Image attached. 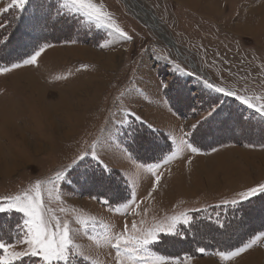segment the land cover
Instances as JSON below:
<instances>
[{"label":"rangeland","instance_id":"374dc122","mask_svg":"<svg viewBox=\"0 0 264 264\" xmlns=\"http://www.w3.org/2000/svg\"><path fill=\"white\" fill-rule=\"evenodd\" d=\"M11 2L0 0V9H8L0 11V68L21 67L0 73V197L42 181L49 215L70 221L74 230L73 252L82 255L70 257L71 264H119L122 256L104 239L106 226L115 235L127 223V234L138 235L133 221L150 227L185 212L193 217L192 230L181 225V235L160 234L150 247L154 255L169 252L175 256L164 257H179L180 264H244L248 253L264 252V193L240 208L246 200L223 203L264 182V117L203 82L264 98V0H94L132 37L126 42L111 40L82 17L57 15L62 0H28L23 9L9 8ZM45 43L51 47L37 64L24 65ZM72 91L66 120L57 102ZM181 139L200 151L185 149L165 163L169 145L176 151ZM85 152L74 168L65 167ZM153 164L161 166L149 172ZM57 171L66 179L53 187L48 181ZM131 192L138 206L116 212ZM93 197L108 198L113 208ZM79 219H87V227ZM19 224L22 214L0 213V238L14 243ZM253 239L231 260L217 254L216 247ZM200 247L206 251H196ZM16 264L42 261L25 257Z\"/></svg>","mask_w":264,"mask_h":264},{"label":"snow or ice","instance_id":"6c2138e0","mask_svg":"<svg viewBox=\"0 0 264 264\" xmlns=\"http://www.w3.org/2000/svg\"><path fill=\"white\" fill-rule=\"evenodd\" d=\"M28 3V0H12L9 8L15 7L23 9ZM8 9H0V11H7ZM66 10V11H64ZM57 15H75L76 17L84 18L89 24L94 25L97 29H106L107 36L114 41H130L132 37L112 18L111 13L104 10L103 5H98L94 0H62L57 8ZM0 27H3L0 24ZM51 45L45 43L35 48V50L23 60L24 65H36L38 58L45 52L46 48ZM21 67L18 63L11 64L10 67L0 68V73L10 72L12 69ZM86 67V65H82ZM204 84L213 91L221 93L228 97H235L241 104L246 105L248 108L254 109L262 117H264V98L255 96L250 97L246 95L237 94L236 91L226 89L224 87H218L207 80L203 81ZM162 87L167 88L168 85L162 84ZM256 101V102H253ZM219 105L211 107V110L207 113L209 117L213 116ZM136 120L142 118L132 113ZM193 128L196 125L192 126ZM185 137L192 135V133H185ZM190 149L191 152L196 153L200 151L187 139H181L177 143L176 151H172V145H169V152L171 155L163 158L166 163L168 160L175 157L178 152ZM213 152L217 151L216 148L212 149ZM96 159V154L91 153ZM88 152L80 155L76 159H73L71 165L65 166L66 168L72 167L84 160ZM161 165H150L148 171L151 172L154 168H159ZM105 170L110 171L108 166L104 165ZM162 173H158L154 176L153 189L161 180ZM66 179V175L63 171H57L48 183L56 187L60 181ZM42 181L37 180L30 190H25L16 195H9L0 197V213L7 214L14 212L22 214V224L17 226L16 239L13 242H6L3 238H0V250L3 254H0V264H16L17 261H22L25 257H39L42 264H71V259L74 254L82 255V253H74L73 250L77 247L74 243V230L70 221L59 218H54L49 215L50 209L46 206L43 191ZM152 191H149L148 195L151 197ZM264 193V182L258 183L256 186L247 187L245 190L237 193L238 198L232 200L223 201L224 204L237 205L240 201L247 200L249 197L255 196L257 193ZM49 197L52 196V189L48 190ZM99 199L101 203L113 208L112 202L108 198L93 197ZM121 201H126L119 204V207H115L114 210L119 212L121 208L125 210L130 209L133 206H138L135 199V193H129L128 197H121ZM63 211V209H61ZM193 217L188 213H180L179 215H173L165 217L162 222L153 224L150 227L144 226L145 221L142 219L139 221L140 227L137 226V222L133 221L131 228L133 232L139 233L138 235L127 234L129 232L128 225L125 223L124 231L115 235L110 234L107 226L105 227L104 239L107 240L111 246L116 250L118 256H122L119 260V264H124V259L131 261L132 264H166V261H171V264H180L179 257H164L160 255H154L150 251L151 246H155L159 240L160 234L168 235H181L179 227L181 225H190ZM53 220L55 222L53 223ZM87 219H79V223L87 227ZM219 223V220H217ZM264 236V233L260 234ZM11 239V238H10ZM114 241V243H112ZM255 243V239L248 243H244L239 247H235L232 250H220L218 256L222 260H231L232 258L240 256L246 252ZM16 245H24L21 250H15ZM12 249V251H9ZM196 251L204 253L206 249L204 247L197 248ZM87 259V257H83ZM191 259V257H187Z\"/></svg>","mask_w":264,"mask_h":264},{"label":"bare ground","instance_id":"6f19581e","mask_svg":"<svg viewBox=\"0 0 264 264\" xmlns=\"http://www.w3.org/2000/svg\"><path fill=\"white\" fill-rule=\"evenodd\" d=\"M135 1V0H134ZM133 2V1H132ZM135 4V3H134ZM133 8H135V9H137L139 12H144L145 14H144V19L147 21V23L148 24H150L154 29H156V30H160V28H159V25H158V23L156 22V20H154V18L151 16V14L149 13V12H147L146 10L145 11H142V10H139V6L137 5V6H133ZM161 36H162V38L168 43V44H171V40L167 37V35L165 34V33H162L161 34ZM173 46V45H172ZM73 98H75V92L74 91H72L71 93H69V95L68 96H66V97H60L59 98V100H58V102H57V104H58V106H61V107H63V108H65L66 109V111L68 112V109H67V107H65L67 104H68V102H69V100H71V99H73ZM73 112H68V113H66L65 115H66V117H64V118H66V120H68V118L69 117H71V114H72ZM8 122V121H7ZM176 182H178V180L176 181ZM180 183V182H179ZM186 189L187 188H181V191H186ZM190 190V189H189ZM188 191V190H187ZM263 251H258V256H252V257H250V255H245L244 257H246L245 258V260H243L244 261V264H260V262L261 261H264V256H262L261 255V253H262ZM264 253V252H263ZM243 257V258H244ZM242 258V259H243ZM264 264V263H263Z\"/></svg>","mask_w":264,"mask_h":264},{"label":"trees","instance_id":"16d2710c","mask_svg":"<svg viewBox=\"0 0 264 264\" xmlns=\"http://www.w3.org/2000/svg\"><path fill=\"white\" fill-rule=\"evenodd\" d=\"M141 125V124H140ZM157 159V158H156ZM150 161H154V159L153 160H149V161H147V162H150ZM252 201H254V199L252 198V199H248V200H246L245 202H242L241 204H239V208L241 207V206H243V205H245V204H248L249 202H252ZM190 226V227H189ZM188 227H186L187 228V230L188 231H191L192 229V226H193V224L191 225H189ZM194 227H195V225H194ZM264 228H262L261 230H263ZM163 239H165V238H162L161 240H163ZM164 244H165V242H164ZM241 244V243H240ZM240 244H238V245H240ZM238 245H234V246H231V247H229V248H224V247H216V249H218V250H230V249H233V248H235V247H237ZM158 246V245H157ZM164 247V246H163ZM162 248V247H161ZM174 253V252H173ZM190 253V252H189ZM163 255L164 256H175L174 254H171V253H169V252H164L163 253Z\"/></svg>","mask_w":264,"mask_h":264}]
</instances>
